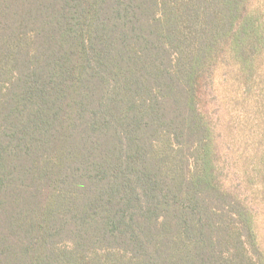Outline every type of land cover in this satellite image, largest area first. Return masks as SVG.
I'll return each instance as SVG.
<instances>
[{
  "label": "trees",
  "instance_id": "obj_1",
  "mask_svg": "<svg viewBox=\"0 0 264 264\" xmlns=\"http://www.w3.org/2000/svg\"><path fill=\"white\" fill-rule=\"evenodd\" d=\"M0 264H264V0H0Z\"/></svg>",
  "mask_w": 264,
  "mask_h": 264
}]
</instances>
